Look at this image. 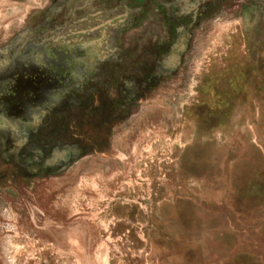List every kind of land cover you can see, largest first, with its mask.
Here are the masks:
<instances>
[{"label":"rangeland","instance_id":"obj_1","mask_svg":"<svg viewBox=\"0 0 264 264\" xmlns=\"http://www.w3.org/2000/svg\"><path fill=\"white\" fill-rule=\"evenodd\" d=\"M0 264H264V0H0Z\"/></svg>","mask_w":264,"mask_h":264}]
</instances>
